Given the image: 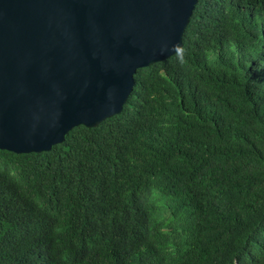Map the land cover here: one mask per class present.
I'll list each match as a JSON object with an SVG mask.
<instances>
[{
  "label": "trees",
  "instance_id": "16d2710c",
  "mask_svg": "<svg viewBox=\"0 0 264 264\" xmlns=\"http://www.w3.org/2000/svg\"><path fill=\"white\" fill-rule=\"evenodd\" d=\"M122 111L0 150V264H264V0H198Z\"/></svg>",
  "mask_w": 264,
  "mask_h": 264
},
{
  "label": "water",
  "instance_id": "95a60500",
  "mask_svg": "<svg viewBox=\"0 0 264 264\" xmlns=\"http://www.w3.org/2000/svg\"><path fill=\"white\" fill-rule=\"evenodd\" d=\"M198 0H0V150L48 152L122 111Z\"/></svg>",
  "mask_w": 264,
  "mask_h": 264
}]
</instances>
